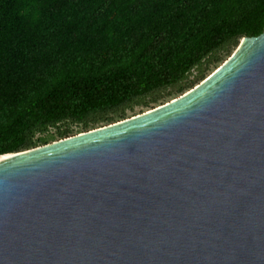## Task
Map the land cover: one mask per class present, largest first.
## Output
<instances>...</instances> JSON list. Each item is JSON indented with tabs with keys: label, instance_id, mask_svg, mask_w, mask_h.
Returning a JSON list of instances; mask_svg holds the SVG:
<instances>
[{
	"label": "water",
	"instance_id": "obj_1",
	"mask_svg": "<svg viewBox=\"0 0 264 264\" xmlns=\"http://www.w3.org/2000/svg\"><path fill=\"white\" fill-rule=\"evenodd\" d=\"M237 47L164 105L7 154L0 264H264V32Z\"/></svg>",
	"mask_w": 264,
	"mask_h": 264
},
{
	"label": "trees",
	"instance_id": "obj_2",
	"mask_svg": "<svg viewBox=\"0 0 264 264\" xmlns=\"http://www.w3.org/2000/svg\"><path fill=\"white\" fill-rule=\"evenodd\" d=\"M263 32L264 0H0V156L182 95Z\"/></svg>",
	"mask_w": 264,
	"mask_h": 264
},
{
	"label": "rangeland",
	"instance_id": "obj_3",
	"mask_svg": "<svg viewBox=\"0 0 264 264\" xmlns=\"http://www.w3.org/2000/svg\"><path fill=\"white\" fill-rule=\"evenodd\" d=\"M241 42V41H240ZM240 42H239V44H240ZM238 48V47H237ZM236 48V49H237ZM235 49V50H236ZM235 50L232 52V54L235 52ZM231 54V55H232ZM230 55V56H231ZM229 56V57H230ZM228 57V58H229ZM228 58H225L224 59V61L219 65V66H217V68H219ZM217 68H212V70L210 71V72H207L206 73V77L203 79V80H205L207 77H209ZM195 72H193L190 76H189V80H193V78L195 77ZM202 82V81H201ZM201 82H199V83H201ZM199 83H197L196 85H198ZM195 85V86H196ZM194 86V87H195ZM185 93V92H184ZM180 95H178V96H173V97H171L170 99H166V100H164V101H161V102H159V103H157L155 106H151L150 108H148V109H141V108H135L132 112H127V114H126V118L124 119V120H126V119H129V118H131V117H134V116H137V115H140V114H143V113H145L146 111H149V110H152V109H154V108H156V107H158V106H161V105H164L165 103H167V102H169V101H171V100H173V99H175V98H177V97H179ZM122 121V120H121ZM119 122V121H118ZM102 126H104V125H102ZM71 129H72V135L71 136H74V135H77V134H79V133H83L82 132V130L79 128V127H76V126H71ZM70 136V137H71ZM41 137H46L47 139H48V141H47V144H50V143H52V142H55V141H58V139L56 138V135H55V131L54 130H50L48 133H46L45 135H43V136H41ZM46 144V145H47Z\"/></svg>",
	"mask_w": 264,
	"mask_h": 264
},
{
	"label": "bare ground",
	"instance_id": "obj_4",
	"mask_svg": "<svg viewBox=\"0 0 264 264\" xmlns=\"http://www.w3.org/2000/svg\"><path fill=\"white\" fill-rule=\"evenodd\" d=\"M11 155H3L1 158H0V161H7L8 160V158L10 157Z\"/></svg>",
	"mask_w": 264,
	"mask_h": 264
}]
</instances>
